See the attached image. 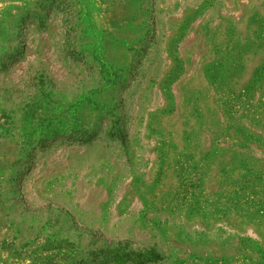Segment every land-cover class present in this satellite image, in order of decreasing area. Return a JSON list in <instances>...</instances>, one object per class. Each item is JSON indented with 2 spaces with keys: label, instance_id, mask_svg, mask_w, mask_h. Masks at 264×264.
Here are the masks:
<instances>
[{
  "label": "rangeland",
  "instance_id": "obj_1",
  "mask_svg": "<svg viewBox=\"0 0 264 264\" xmlns=\"http://www.w3.org/2000/svg\"><path fill=\"white\" fill-rule=\"evenodd\" d=\"M0 264H264V0H0Z\"/></svg>",
  "mask_w": 264,
  "mask_h": 264
}]
</instances>
